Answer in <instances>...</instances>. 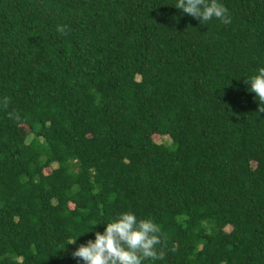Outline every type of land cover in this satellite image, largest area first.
Returning <instances> with one entry per match:
<instances>
[{
	"label": "trees",
	"instance_id": "trees-1",
	"mask_svg": "<svg viewBox=\"0 0 264 264\" xmlns=\"http://www.w3.org/2000/svg\"><path fill=\"white\" fill-rule=\"evenodd\" d=\"M222 2L0 0V264H83L128 210L161 228L143 264H264V0Z\"/></svg>",
	"mask_w": 264,
	"mask_h": 264
},
{
	"label": "clouds",
	"instance_id": "clouds-1",
	"mask_svg": "<svg viewBox=\"0 0 264 264\" xmlns=\"http://www.w3.org/2000/svg\"><path fill=\"white\" fill-rule=\"evenodd\" d=\"M174 6L197 18L200 23L214 18L224 24L230 23L229 10L222 0H176ZM245 80L250 85L249 91L255 93L261 102L258 111L264 112V67H259ZM101 221L104 223L103 231L89 227L88 231H94V238L78 244L71 253L83 264H143L148 258H163L164 253L156 247L161 243V228L151 218H139L128 210L106 222ZM76 237L70 243L75 244Z\"/></svg>",
	"mask_w": 264,
	"mask_h": 264
},
{
	"label": "rangeland",
	"instance_id": "rangeland-1",
	"mask_svg": "<svg viewBox=\"0 0 264 264\" xmlns=\"http://www.w3.org/2000/svg\"><path fill=\"white\" fill-rule=\"evenodd\" d=\"M20 133H21L22 136L26 137L27 139L28 138H31L30 133L28 132V128L25 127V126H21L20 127ZM154 141L156 143L168 144L169 143V138L167 136H164V137H154ZM51 169L52 170L57 169L56 164H53L51 166V168L49 170H46L45 172H49ZM225 230L228 231L229 230V227H227Z\"/></svg>",
	"mask_w": 264,
	"mask_h": 264
}]
</instances>
